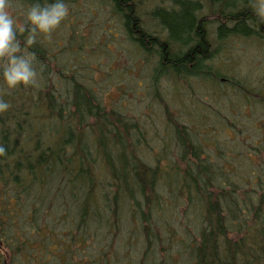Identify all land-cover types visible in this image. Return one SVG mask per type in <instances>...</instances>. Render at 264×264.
Wrapping results in <instances>:
<instances>
[{
	"label": "trees",
	"instance_id": "obj_1",
	"mask_svg": "<svg viewBox=\"0 0 264 264\" xmlns=\"http://www.w3.org/2000/svg\"><path fill=\"white\" fill-rule=\"evenodd\" d=\"M103 1L143 55L155 53L153 83L160 74L206 81L224 76L223 86L245 88L211 68L212 42L204 34L213 25L217 42L229 36L264 40L253 0H167L149 11L166 34L160 40L140 26L133 0ZM20 2L29 8L33 0ZM173 45L183 51L170 54ZM23 48L34 53V64L42 63L40 43ZM33 67L38 78H47L40 65ZM67 71L52 74L60 77L59 89L48 78L14 89L0 80V98L10 104L0 113V144L7 149L0 155V264H264V165L249 186L229 180L225 170L233 164L222 162L225 152L217 147L218 163L211 161L204 138L174 121L176 161L162 147L157 162L148 164L139 156L137 123L104 108L75 71ZM120 201L134 210L130 220L138 230L125 242L131 247L133 239V251L118 250L123 256L103 232L110 227L111 234L118 217H128ZM175 210L184 216L190 210L191 218L161 225L159 219L172 218Z\"/></svg>",
	"mask_w": 264,
	"mask_h": 264
},
{
	"label": "rangeland",
	"instance_id": "obj_2",
	"mask_svg": "<svg viewBox=\"0 0 264 264\" xmlns=\"http://www.w3.org/2000/svg\"><path fill=\"white\" fill-rule=\"evenodd\" d=\"M133 1L137 4L140 26L155 33L158 39L165 37L164 30L150 18L149 11L154 7H164L167 0ZM7 2L9 12L16 19L18 28L22 29L28 8L20 0ZM67 5L69 14L56 29L50 34H36V42L46 50V55L41 64L33 63V66L40 65L49 84H57L59 89V81L56 83L55 80L60 77L53 78L52 75L55 70L64 71L67 75L70 74L67 70H74L76 79L93 92L104 108L115 110L137 123L142 133L137 135L139 156L148 164L157 162L162 147L170 156L167 159H176L175 137L170 135L174 121L192 132L195 130L204 138L202 150L211 161L218 163L216 154L219 149L225 152L222 162L233 164L232 169L225 170L229 180L244 182L247 186L252 184L264 165V40L229 36L217 42L214 40V26H206L204 35L207 41L212 42L208 45L209 52L212 50L211 68L243 84L245 88L240 92L234 86H223L227 79L224 76L217 81H206L160 74L153 83L155 53L143 55L137 45L128 39L109 4L103 0H76ZM20 34L25 39L29 35L24 31L18 32ZM47 78L37 77L36 84ZM60 89L64 90V86L61 85ZM215 169L220 171L222 167L218 165ZM106 188V191H111ZM160 193L163 197L169 193L163 176ZM119 205L121 210H127L128 217H118L117 226L111 234L110 227L103 228V232L106 238L111 236L110 245L117 252H131L135 244L133 239H130L131 247L125 242L129 232L138 233L134 221L130 220L134 210L129 202L120 201ZM188 212L184 216L175 210V218H160L159 221L161 225L167 222L176 227L178 218H191ZM122 218L126 222L123 225ZM153 219L157 223L158 219ZM90 241L84 254L95 243L93 239Z\"/></svg>",
	"mask_w": 264,
	"mask_h": 264
},
{
	"label": "clouds",
	"instance_id": "obj_3",
	"mask_svg": "<svg viewBox=\"0 0 264 264\" xmlns=\"http://www.w3.org/2000/svg\"><path fill=\"white\" fill-rule=\"evenodd\" d=\"M7 0H0V80L9 89L18 86L35 85L37 71L33 67L34 53L22 51L23 44L31 46L36 42V34H50L68 16L69 7L65 0H33L25 13V26L18 28L16 19L8 10ZM254 15L264 22V0H253ZM29 33L22 43L18 32ZM10 104L0 98V113L7 111ZM7 149L0 144V155Z\"/></svg>",
	"mask_w": 264,
	"mask_h": 264
},
{
	"label": "bare ground",
	"instance_id": "obj_4",
	"mask_svg": "<svg viewBox=\"0 0 264 264\" xmlns=\"http://www.w3.org/2000/svg\"><path fill=\"white\" fill-rule=\"evenodd\" d=\"M166 43H171V42H169V40H167L166 41ZM172 44V43H171ZM172 50H168V52L170 53V54H176V53H178V52H182L183 51V47H177V46H172V48H171Z\"/></svg>",
	"mask_w": 264,
	"mask_h": 264
}]
</instances>
